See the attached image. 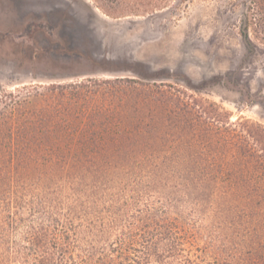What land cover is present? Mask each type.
I'll use <instances>...</instances> for the list:
<instances>
[{"label": "trees", "instance_id": "trees-1", "mask_svg": "<svg viewBox=\"0 0 264 264\" xmlns=\"http://www.w3.org/2000/svg\"><path fill=\"white\" fill-rule=\"evenodd\" d=\"M97 1L111 16L160 6ZM217 112L173 84L124 76L0 90V245L10 249L4 228L26 206L19 264L33 253L31 264H264V127ZM236 179L248 188L216 183ZM84 221L93 240L80 249Z\"/></svg>", "mask_w": 264, "mask_h": 264}, {"label": "rangeland", "instance_id": "rangeland-1", "mask_svg": "<svg viewBox=\"0 0 264 264\" xmlns=\"http://www.w3.org/2000/svg\"><path fill=\"white\" fill-rule=\"evenodd\" d=\"M157 2L160 6L151 12L111 16L97 0H0V90L132 77L173 84L215 104L231 122L264 127V11H259V0ZM216 183L248 188L240 179ZM20 213L22 222L4 228L10 249L0 245L1 264L23 261L14 250L27 231V207ZM179 217L188 224L194 220L187 208ZM104 218L95 217L91 224L100 228ZM81 224L77 247L86 249L93 239L85 235L87 223ZM205 235L199 234L196 245H203Z\"/></svg>", "mask_w": 264, "mask_h": 264}]
</instances>
